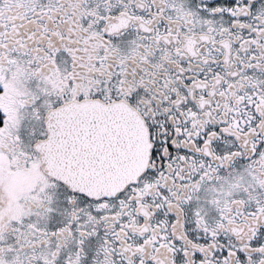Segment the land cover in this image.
Instances as JSON below:
<instances>
[{
	"label": "snow or ice",
	"instance_id": "6c2138e0",
	"mask_svg": "<svg viewBox=\"0 0 264 264\" xmlns=\"http://www.w3.org/2000/svg\"><path fill=\"white\" fill-rule=\"evenodd\" d=\"M0 264H264V0H0Z\"/></svg>",
	"mask_w": 264,
	"mask_h": 264
}]
</instances>
